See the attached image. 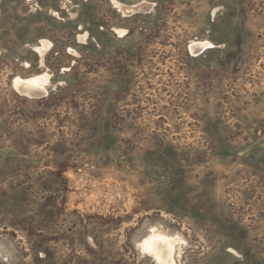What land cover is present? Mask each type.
Returning <instances> with one entry per match:
<instances>
[{"label":"rangeland","instance_id":"374dc122","mask_svg":"<svg viewBox=\"0 0 264 264\" xmlns=\"http://www.w3.org/2000/svg\"><path fill=\"white\" fill-rule=\"evenodd\" d=\"M0 264H264V0H0Z\"/></svg>","mask_w":264,"mask_h":264},{"label":"bare ground","instance_id":"6f19581e","mask_svg":"<svg viewBox=\"0 0 264 264\" xmlns=\"http://www.w3.org/2000/svg\"><path fill=\"white\" fill-rule=\"evenodd\" d=\"M116 3V2H115ZM114 3V4H115ZM119 5V4H118ZM116 6V4H115ZM123 6V5H122ZM120 7V6H119ZM126 7V6H125ZM129 8V7H127ZM140 8V7H139ZM133 9V8H132ZM137 9V8H136ZM125 10V9H124ZM129 10V9H128ZM138 11V10H137ZM123 12V11H122ZM129 12V11H128ZM208 43H193L192 46H191V50H195V51H200L202 49H205L208 47ZM46 77H42V76H34V77H30V78H27V79H19V78H15L13 79V86L14 88L19 91V92H23V91H29L31 89H36V93H39L40 90H42L40 87L41 83L44 82V79ZM46 80V79H45ZM41 93V92H40ZM159 236H157L158 238ZM163 237V236H162ZM161 238V237H160ZM161 240V239H159ZM166 240V239H164ZM170 240V239H169ZM158 241V239H157ZM156 240H153V239H147L143 244H142V247L143 250H146L147 253L149 254H154V258L156 260H160L162 258H165V254H164V251H163V248L164 247H168L169 248V245H170V241H164V244L161 242V241H158L157 243ZM172 244V242H171ZM172 248V247H170ZM166 249V248H165ZM157 250H162L160 251V253L157 251ZM168 251V250H167ZM171 253V252H170ZM162 261V260H161Z\"/></svg>","mask_w":264,"mask_h":264}]
</instances>
